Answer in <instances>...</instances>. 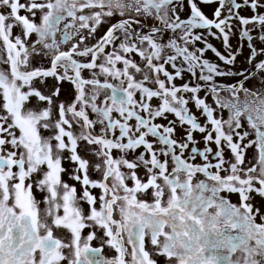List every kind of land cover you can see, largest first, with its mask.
I'll return each instance as SVG.
<instances>
[{
	"label": "snow or ice",
	"instance_id": "1",
	"mask_svg": "<svg viewBox=\"0 0 264 264\" xmlns=\"http://www.w3.org/2000/svg\"><path fill=\"white\" fill-rule=\"evenodd\" d=\"M201 2L218 3L212 14L214 18L205 15L197 0H187L188 19H181L177 14L175 0H0V63L7 66V71L0 69V264H61L63 261L67 264H158L146 250V237L155 255L175 260L176 264H264V215L249 202L250 193L264 197V95L244 87V82L257 74L264 77V59L254 63L251 71L233 73L204 58L205 52L211 50L224 65H233L236 54L229 45L231 21L236 19L245 26L241 34L252 41V29L247 26L264 29V13L258 11L264 9V0H243L253 10L251 17L236 11L242 7L237 0ZM224 12L226 15L222 17ZM117 14L121 19L110 24L89 46L86 41L94 37L106 18ZM141 16L157 23L147 24L139 19ZM62 21H68L63 29L59 28ZM14 28H19L21 34L14 35ZM212 28L222 34L224 45L229 49L227 55L211 44L189 50V44L202 40V35L194 34L193 29ZM178 30V39L184 46L177 42L175 35L167 37L165 42L169 31L175 34ZM57 32L61 33L59 42ZM33 34L38 39L29 45ZM74 37L76 43L60 50V44ZM259 39L264 41V34ZM38 45L42 46L44 55L52 53L50 68L22 70L28 69L32 55L41 54L37 51ZM108 47L112 51H106ZM249 48L248 63L264 57V47L257 50L249 44ZM166 49L174 50L175 55H163ZM128 54H137L144 67L128 58ZM178 57L186 62L191 76L197 77L198 73V80L204 82L203 90L214 97L215 104L229 110L227 120L217 118L215 109L201 98V84L184 83L177 87L172 83L182 74L175 63ZM117 64H122V68ZM165 65H171L175 75ZM61 68L62 74L58 73ZM86 70L91 71V78L84 77ZM134 73H141L142 79L138 80ZM161 73L165 79L160 78ZM231 75H240L243 79L227 86L215 81L216 77ZM47 77L67 80L75 86V97L70 104L55 105L56 119H53V97L59 96L60 89L56 88L49 96L33 85L34 79ZM109 78L119 81V85L110 83ZM149 81L153 87L147 86ZM220 89L231 93L232 99L222 98ZM240 92L251 99L241 104ZM179 93L190 95L186 98ZM31 97L47 106L26 108ZM153 98L160 101L155 108L151 103ZM190 102L201 110L206 124L190 111ZM90 113L96 115L95 120L90 118ZM169 113L178 118L181 126H187L182 128V138L176 136L175 120L166 124L155 122L157 118L166 119ZM242 116H246L255 133V139L243 145L241 142L249 133L235 131L241 128ZM74 125L81 129L79 135L71 130ZM225 125L229 132H225ZM97 126L100 132L93 135L91 129ZM42 129L53 134L45 137ZM194 132L204 134L205 146L202 150L191 147L189 157L185 158L190 144H197ZM234 135L238 137L237 142ZM78 141L99 146L95 155L101 157L102 164H96L95 168L102 171L101 180L89 178V162L78 154ZM210 144L216 145L215 151ZM225 146L234 162L225 159ZM252 146L256 148L255 163L242 167L246 163L245 151ZM141 148L143 151L134 160L127 158L128 153ZM113 150L123 155L115 158ZM65 151L70 152L69 159L78 165L71 178L83 186L79 200L76 187L61 179L66 171L61 155ZM210 154L216 163L209 161ZM197 156L203 158V164L189 162ZM170 164L174 165L171 172ZM141 166L146 169L147 182L137 176ZM122 167L129 173L121 171ZM213 168L215 172L210 171ZM222 171L230 174L222 176ZM196 173H203L212 185L201 180L193 186ZM126 180L133 181L134 186L129 187ZM26 181L31 182L26 184ZM34 185L41 192H47L44 202L48 207L43 217L33 196ZM90 188L101 189V195L94 196ZM150 188L154 190L152 203L137 199V193ZM165 188L169 192L166 202ZM194 190L198 194L194 195ZM121 191L123 195L119 194ZM205 192L210 195L205 196ZM221 192L238 193L239 206L219 195ZM80 201L89 205L87 214ZM60 209L63 215L58 214ZM209 209L215 211L209 212ZM117 211L120 219L114 218ZM53 226L67 229L70 241L65 243L55 237ZM93 227L103 230L105 243L115 249V257L105 258L101 255L102 248L90 246L96 238L95 231L81 244L82 230ZM166 228L169 230L165 231ZM125 233L127 244L131 245L130 253L125 247ZM237 250L242 256L232 259ZM129 255L131 259L127 260Z\"/></svg>",
	"mask_w": 264,
	"mask_h": 264
},
{
	"label": "rangeland",
	"instance_id": "2",
	"mask_svg": "<svg viewBox=\"0 0 264 264\" xmlns=\"http://www.w3.org/2000/svg\"><path fill=\"white\" fill-rule=\"evenodd\" d=\"M183 1H185V3H184L185 5L182 3L181 0H175L174 6L177 8V14L180 16L181 19H188L190 16V7L188 6L186 0H183ZM238 3L242 4L241 10L239 9L241 15H243L245 17H251V15L254 14L253 10H251L249 5L243 3V0L238 1ZM182 5L184 6L183 8H184L185 15L180 14ZM258 11L264 13V9H259ZM119 19H121V17L118 14L111 17V18H106L105 23H103L98 28L94 37H90L86 41V43L89 46L94 44L96 42V40H98L100 38V36L106 31L107 27H109L110 24H112V23L118 22ZM139 19H141L143 22H145L147 24L157 23L156 21H154L150 18L143 17V16L139 17ZM231 23L233 24V28L236 30V33L239 37V45H240V47L242 46V48H241L242 51H240L238 54H236V60H235L234 64L233 65H227V67H225V68L227 69V71L231 70L233 73H239V72H242L245 70L251 71L254 67V63L258 62L259 59H264V57H258L257 61H254L252 64L248 63V57H249L250 51H251L249 48V44H252L253 47L257 48V50H259V48H261V47H264V44H262V41L259 39V36L261 34H264V29L259 28V26H255V27L253 25L247 26L248 28L252 29V31H250V35H252V37H253L252 41H248L247 38L243 37L241 34L243 31V28L245 26H241L239 24V21L236 19H233L231 21ZM133 27H136V26L133 25ZM137 30H139V29H137ZM145 31H147V29H145ZM193 33L198 34V35H202V33H204V31H203V29H193ZM84 34L87 35V32L85 31ZM173 35H175L177 37V42L180 43L181 46H184L183 42L178 39V37L180 35L179 30L175 34H173L171 31H169L164 38L165 42L167 40V37H170ZM208 38H209V41L206 40V43H208V44L215 43V44L219 45L220 48L216 47L215 44H213L212 46L222 53L223 47H224L223 46L224 42H223L222 34L219 33V30H217L215 28L207 29V39ZM203 39H205V38H203ZM215 39H216V42H215ZM36 40H37L36 37H30L29 38V45L34 43ZM73 41H74L73 43L77 42L75 37L73 38ZM198 42H200V41H198ZM198 42H196V43H198ZM196 43L194 45L189 44L188 45L189 50H195L197 48H200L199 45H197ZM144 47H146V45H144ZM106 51H109V52L112 51V47H108L106 49ZM174 54H175V52L172 49H166L165 52L163 53V55H165V56L166 55H174ZM128 58L134 60L141 67H144V62L141 60V58L137 54H128ZM100 62H103L102 57H101ZM217 64L220 65L222 70L224 69V67L222 66V65H224V63L222 61H218ZM117 67L122 68V64H117ZM165 68L171 74H173L172 67H170L169 65H165ZM62 72H63L62 68L58 69V73L62 74ZM83 75L85 78H91V71L86 70L83 73ZM134 75L136 76V78L138 80L142 79L141 73H134ZM160 78L165 79L163 77L162 73L160 74ZM242 79H243V77L240 75H231V76L216 77L215 81L217 84L227 86L230 84H237ZM41 80L43 82H41ZM109 82L113 83L115 85H119V81L113 80L111 78H109ZM166 83H167V81H166ZM172 83H173V81H172ZM187 83L190 86H195L197 83L201 84L202 91L199 95L201 96V98H204L206 100V102L209 103L215 109L214 115H216L217 118H221L223 120L228 119V117L230 115L229 110L219 108L215 104L214 97L211 94H207L203 90L204 82H201L198 80V73H197V77L192 76L190 81H188ZM183 84L184 83H179L176 86L181 87ZM33 85L37 88V90L41 91L42 94L49 95V96L52 95V93L55 91L56 88L60 89L59 96L53 97V119L58 118L57 114H56L55 105H57L61 102H63L65 105H68L74 100V97H75V86L67 80L57 81L55 77L36 78L33 81ZM147 86L153 87V84L151 83V81L148 82ZM244 87L248 88L250 91L258 92V93L264 95V77H262L260 74H257L255 77L250 78L249 80L245 81ZM25 90H27V88ZM109 94H110V92H109ZM219 94L224 99H232L231 93H229L226 90L220 89ZM187 95L189 96L190 94L187 93ZM0 96H2V93H0ZM238 96H239V101L241 102V104L245 101V99H251V97H246L244 92H240L238 94ZM153 99H155L154 106L156 107L160 103V101L158 98H153ZM46 106L47 105L44 102H38V99L36 97H31L30 101L26 103V108H40V109H42L43 107H46ZM170 114L171 113H169V115ZM115 117L118 118V114H116ZM90 118L95 120L96 115L90 113ZM158 119H159L158 122H160L161 124L162 123L166 124L167 121H169V119L167 120L164 118H158ZM240 123H241V126H243L245 128V130L249 133L250 139L254 140L255 139V133H254V130L251 129L250 125L247 123L246 116H242L240 118ZM177 125H179L181 127V129L177 130L176 136H181L182 128H186L187 126L186 125L181 126L179 123ZM233 127H234V125H233ZM239 129H235V131H240ZM71 130L74 132L75 135H79V133L81 131L79 126H75V125L73 126V128ZM224 130H225V132H229V128L227 125L224 126ZM41 131H42V135L45 137L53 134L51 131H48V130L42 129ZM91 132L93 135H97L100 132V127L97 126L93 129H91ZM195 133L201 134L198 132H195ZM65 139L67 142V138H65ZM235 139L236 138L234 135V142H235ZM250 149L251 150L248 151L249 154L245 155L246 163L242 167H245V168L250 167V166H252V164L255 163L256 148H255V146H252V147H250ZM98 150H99L98 145H89L85 141H78L77 152L83 159H85L89 162L88 175H89V178L93 179V180H101L102 179V171H97L95 168L96 164H102L101 157L95 155V153ZM139 152L140 151L130 152L127 154V158L129 160H134L136 155ZM61 155H62V167L66 170L65 172H63L61 174V179H62V181L68 183L70 186L76 187L77 199L79 200V197L82 195V187L83 186L81 185L80 182L71 178L74 174H76V169H77L78 165L69 159L70 152L65 151ZM121 155H123V153H121L119 150H113V156L115 158H119ZM197 157L199 158V156H197ZM210 157H212V155ZM200 158H202V157H200ZM210 159H212V158H209V160ZM225 159L234 162L232 154L226 146H225ZM189 162L201 164L198 161L189 160ZM172 166H174V165L170 164L169 172H171ZM225 167L227 168V165H225ZM121 171L125 172L126 174L129 173V170L126 168H123V167L121 168ZM210 171L215 172L216 169L213 168V169H210ZM220 174L222 176H225V175H228L230 173L226 172V171H222ZM241 175H243V173ZM137 176L141 179L142 182H147V172H146V169L143 168L142 166L137 170ZM180 178H181V180L185 179V175L182 173L180 175ZM201 180L205 181V183H207L209 186H211L213 183L212 181L208 180V178L203 173H196V175L192 179L193 186L195 184L199 183ZM30 182L31 181H26V184L30 183ZM157 182L160 184H163L162 180H158ZM126 183L128 184L129 187L134 186L133 181H131V180H126ZM109 184H111V179L109 180ZM257 187H258V185H257ZM89 190L91 191V193L94 196H97V197H99L102 193V190L99 188H90ZM32 191H33V196L35 197V199L38 202L41 216L43 217L44 211L48 207V205L44 202V197L47 195V192L46 191L41 192L38 188L35 187V185L33 186ZM153 191L154 190L150 188L146 192H139V193H137V199L138 200H144L148 203H152L153 202V195H152ZM119 194L123 195V192L121 191ZM178 194L182 195V193L180 192L179 189H178ZM193 194L194 195L198 194V190H194ZM168 195H169L168 189L165 188V193H164V201L165 202L168 198ZM204 195L208 196V195H210V193L205 192ZM219 195L224 196L231 203L236 204L237 206H239V204H240V198H239L238 193L221 192ZM118 203H122V202H118ZM80 206L84 209V212L87 214V212L89 211V205H87L86 202L80 201ZM96 206L99 209V200H97ZM214 211H215V209H209V212H214ZM58 214L63 215V210L60 209ZM114 218L120 219L118 211L116 213H114ZM48 222L51 223V218H48ZM168 230H169L168 228L165 229V231H168ZM92 231L96 232V238L90 242V246L102 248L101 255L105 258L111 259V258L115 257L117 255L115 249L111 248L110 246H108L105 243L106 237H104L103 230L99 227L85 228L84 230H82L81 244H83L84 239ZM41 234H43V231L41 232ZM53 234H54V236H56L57 238H60L65 243L69 242L71 239L70 232L67 229H64L62 227L56 228L55 226H53ZM124 240H125V247L128 249V252L130 253L131 252V245L127 244V234L126 233L124 234ZM146 242H147V237H146ZM150 245H147V249H149L151 251V253L153 254L152 258H154V259L158 258L157 259L158 264H176L175 260L169 261L167 258H164L162 256L158 257L157 255H155V249L153 248V246H150ZM64 251H65V254L68 253L67 249H65ZM240 256H242V253L239 250H237V252L233 254L232 259H236ZM126 259L130 260L131 259L130 255L126 256ZM61 264H67V262L63 261V262H61Z\"/></svg>",
	"mask_w": 264,
	"mask_h": 264
},
{
	"label": "bare ground",
	"instance_id": "3",
	"mask_svg": "<svg viewBox=\"0 0 264 264\" xmlns=\"http://www.w3.org/2000/svg\"><path fill=\"white\" fill-rule=\"evenodd\" d=\"M181 1H182L183 4L185 3V1H183V0H181ZM238 1H240V0H237V2ZM197 2H198V5L201 7V10L205 13V15H207L210 18H214L212 14H213L215 8L218 7V3L213 2L211 4H205V3H202L201 0H197ZM183 7L184 6L182 5L181 6V12H180L181 15H185L184 8ZM240 10H236V11H238L239 14H240ZM223 15H226V12H224L222 14V17H223ZM203 31H204V33H202V40L200 42L196 43L197 45H199L200 48L201 47H206V45L208 44V43H206V40L209 41V38L207 39V29H203ZM203 38H205V39H203ZM215 42H216V39H215ZM210 44L213 45L215 43H210ZM262 44H264V41H262ZM215 45H216V47L220 48L219 45H217V44H215ZM229 45L231 46V51L234 52L235 54H238L240 51H242V49H241L242 46L240 47V45H239V37H238V35L236 33V30L234 28H232L231 31L229 32ZM223 46L224 47H223L222 53L225 54V55H227L229 49L226 48L224 44H223ZM204 58L209 59L210 62L217 63L219 61V59L215 56V54L213 52H211V50H208V51L205 52ZM175 63L177 65V68H179V69L182 70V74H181V77L175 78L173 80V83L175 85H177L179 83H187L188 81H190V79H191L192 76H191L190 73L187 72V70H186L187 69V64H186V62L183 61V58L182 57H178L177 60L175 61ZM169 66L171 67V65H169ZM222 66L224 67L223 70L227 71V69L225 68L227 66L226 65H222ZM173 75H175V69H173ZM137 95H139V93ZM179 95H184L186 98L188 97L187 93H179ZM154 102H155V99H153V101H151L153 107H155L154 106ZM189 108H190V111H192L194 114H196L198 116V119L200 120V122L202 124H206L207 123L205 117L201 114V111L199 109H195L194 106H193V104H192V102H190ZM115 115L116 114H114V116ZM144 115H147V114L145 113ZM166 119L167 120L169 119V121L170 120L171 121L172 120H175L176 121V125L179 123L178 118H176L174 116V114H170V115L169 114H166ZM158 120L159 119L157 118V120L155 122L160 123V122H158ZM208 128H209V130H211V126L210 125H208ZM179 129H181V127L179 125H177V130H179ZM239 130L240 131H237V132H240L241 134H243V132L246 131L243 126H241V128ZM203 135L204 134H197V133L194 132V137L197 140V144L196 145H191L190 144L189 150H185V154H184L185 155V158H188L189 157V155H190V148L191 147L196 146V147H198L200 149H203L204 148L205 145L203 143ZM213 135H215V134L213 133ZM177 138H182V137L181 136H177ZM235 138H236L235 139V142H237L238 141V137L235 136ZM149 139L150 140H154L155 138H151L150 137ZM249 140H251L250 139V135L247 138H245L244 141L241 142L242 145L243 144H247L249 142ZM208 146L212 147L214 151L216 150V145L215 144H210ZM249 150H251V149L250 148L246 149L245 155H248L249 154L248 153ZM137 151H140L141 152V151H143V149L141 148V149H138ZM210 156H211V154L209 155V158H212V159H210L209 161L212 162V163H216V159L214 158V156L213 155H212V157H210ZM189 160H191V159H189ZM192 161H198L201 164L204 163L203 159L200 158V157L199 158L196 157V159L195 160H192ZM14 171H15V169H14ZM249 195H250V201L249 202L253 205V208L254 209H257V208L260 209L261 210V214L264 215V197L259 196L255 192L250 193ZM257 222L258 223L261 222L260 221V218H259V215L257 216Z\"/></svg>",
	"mask_w": 264,
	"mask_h": 264
},
{
	"label": "flooded vegetation",
	"instance_id": "4",
	"mask_svg": "<svg viewBox=\"0 0 264 264\" xmlns=\"http://www.w3.org/2000/svg\"><path fill=\"white\" fill-rule=\"evenodd\" d=\"M22 14H25V13H22ZM65 22H68V21H62L61 24L59 25V28L63 29V25H64ZM70 31H74V30L70 29ZM13 34L14 35H20L21 34V30L19 28H14L13 29ZM31 37H36L38 39V37L35 34H33ZM56 39H57L58 42L60 41V39H61V33L60 32H57ZM73 42L74 41L72 39V40L68 41L67 43L60 44V50H67L68 48H70V46H71V44ZM37 51L40 52L41 54L40 55H35V54L32 55L31 58H30V63H29L28 69H22V70H32V69H35L37 67H39L41 69L50 68V66H51L50 65V57H51L52 53L49 52L48 55H44L43 54L44 50L42 49V46H40V45L37 46ZM0 69H3L5 71H7V66L2 64V63H0ZM160 239L162 241L163 237H161ZM147 245H150L148 237H147V242H146V250H148L151 253V251L149 249H147ZM91 247H93V246H91ZM93 248H97V247H93ZM152 256H153V254H152ZM158 257H161V256H158ZM164 258H166V257H164Z\"/></svg>",
	"mask_w": 264,
	"mask_h": 264
}]
</instances>
